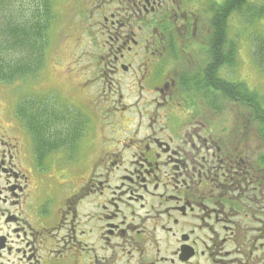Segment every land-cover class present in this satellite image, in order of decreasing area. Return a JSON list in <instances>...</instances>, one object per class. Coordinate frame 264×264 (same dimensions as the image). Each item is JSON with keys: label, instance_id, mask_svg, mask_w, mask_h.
Wrapping results in <instances>:
<instances>
[{"label": "flooded vegetation", "instance_id": "obj_1", "mask_svg": "<svg viewBox=\"0 0 264 264\" xmlns=\"http://www.w3.org/2000/svg\"><path fill=\"white\" fill-rule=\"evenodd\" d=\"M224 2L88 0L99 44L69 82L108 120L79 153L60 107L64 166L0 84V264H264V93L211 41Z\"/></svg>", "mask_w": 264, "mask_h": 264}, {"label": "trees", "instance_id": "obj_2", "mask_svg": "<svg viewBox=\"0 0 264 264\" xmlns=\"http://www.w3.org/2000/svg\"><path fill=\"white\" fill-rule=\"evenodd\" d=\"M249 1L225 0L223 6L215 10L212 18L213 43L219 45L221 42L231 41L228 38V25L232 13L249 15L254 21L264 15V5L251 7ZM54 19L52 0H0V84L40 75L46 64L50 29ZM260 37L263 39L255 47L254 56L264 72V35ZM217 47L214 46L216 58L220 55ZM233 57L235 49L231 55L226 56L225 63L232 64ZM242 88L248 90L244 85ZM21 99L16 114L29 130L35 152L44 156V140H48L49 149L58 147L56 140L60 137V113L56 105L48 106L44 96L28 95Z\"/></svg>", "mask_w": 264, "mask_h": 264}, {"label": "rangeland", "instance_id": "obj_3", "mask_svg": "<svg viewBox=\"0 0 264 264\" xmlns=\"http://www.w3.org/2000/svg\"><path fill=\"white\" fill-rule=\"evenodd\" d=\"M87 2L88 0H52L55 19L50 29V45L47 50L44 69L36 78L22 79L14 82L15 85L14 83H1L4 90L17 92L19 100L28 95L46 96L51 99L48 100L46 98L48 102L52 104L55 102L58 106H66L86 116V119H84L85 129L75 136L78 137L76 151L79 153H81V145H78V143L85 137L86 131L90 132V128L93 124H96L99 138V133L102 131L103 125L106 126L107 123L105 121L108 120L103 118V115L106 116V113L103 114L100 109V105L103 103L102 98L98 99L90 96L86 101L85 99L81 100L78 95L79 93L73 88L74 83L69 82L74 81L73 73L82 70L80 65L83 63V59L91 60L93 54H90L88 50L90 41L99 44L98 37H93V34L90 32L93 29L85 33L84 31L81 32L83 27H79L77 23L81 19L82 9L86 6ZM251 2V7H257L262 5L264 0H253ZM74 8L78 10L77 15L74 12ZM248 20H251L249 15L241 16L236 13L233 14L229 21L228 37L236 42L238 49H240V53L237 54V59L241 62V68H244L243 70L253 85L261 83L258 88L259 90H257L264 91V73L258 67L253 57V50H255L257 44L263 39L260 36L264 35V16L259 18L255 23H249ZM81 22H86L87 25L88 20L86 18L81 20ZM86 85H89V83H83V86ZM89 142H91V139L86 140L84 145L88 146ZM57 144L58 147L53 150L49 149V152L58 153L57 151L60 148V142L58 140ZM63 155L64 153L54 155L51 158L52 163L55 164L57 158H59L58 162L64 166L66 158H61ZM58 187H56L55 192ZM60 195L61 192L55 196L54 201ZM53 203L52 201L51 205H48L44 209V220L46 218L45 210H53Z\"/></svg>", "mask_w": 264, "mask_h": 264}, {"label": "bare ground", "instance_id": "obj_4", "mask_svg": "<svg viewBox=\"0 0 264 264\" xmlns=\"http://www.w3.org/2000/svg\"><path fill=\"white\" fill-rule=\"evenodd\" d=\"M38 79V78H37ZM30 81V80H29ZM14 85H15V83H14ZM10 86V85H9ZM16 87V86H15ZM26 92V91H25ZM17 93V92H16ZM15 93V94H16ZM28 94H30V93H28ZM20 95V94H19ZM24 95V94H23ZM51 100V99H50ZM16 101V100H15ZM18 101V100H17ZM18 104V103H17ZM78 104V103H77ZM80 107V106H79ZM58 110V109H57ZM56 114V113H55ZM76 115H78L77 113H76ZM82 120V119H81ZM23 122V121H22ZM78 122V121H77ZM76 122V123H77ZM49 123V122H48ZM27 126V125H26ZM45 127V126H44ZM56 129V128H55ZM82 129V128H81ZM57 131V130H56ZM53 134V133H52ZM87 134V133H86ZM81 135H83V134H81ZM57 137V136H56ZM72 138V137H71ZM65 140V139H64ZM66 141V140H65ZM35 145V144H34ZM62 149V148H61Z\"/></svg>", "mask_w": 264, "mask_h": 264}]
</instances>
